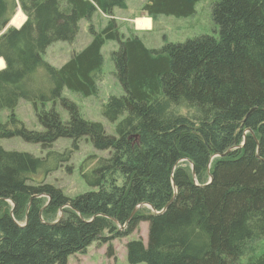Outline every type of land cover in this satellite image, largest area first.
Segmentation results:
<instances>
[{"label":"trees","instance_id":"obj_1","mask_svg":"<svg viewBox=\"0 0 264 264\" xmlns=\"http://www.w3.org/2000/svg\"><path fill=\"white\" fill-rule=\"evenodd\" d=\"M201 1L145 0L140 10L156 24L161 16L192 17ZM17 8L25 23L0 35V111L27 101L42 131L11 115L0 139L42 150L67 139L72 150L50 153L49 168L0 147V264H68L94 243L114 259L112 241L142 222L147 242L125 245L129 264H264V252L256 254L264 241V0H218L211 10L217 39L158 49L119 32L112 12L125 10L126 0H0V32ZM97 12L110 19L100 31L89 27L84 49L60 68L43 60L51 44L71 43L79 22ZM105 42L117 44L111 60L123 90L102 106V117L117 123L115 136L62 97L64 89L82 98L98 93ZM56 102L68 121L45 110ZM83 140L109 152L80 168L91 191L68 198L34 181L40 170L48 175L68 162Z\"/></svg>","mask_w":264,"mask_h":264},{"label":"rangeland","instance_id":"obj_2","mask_svg":"<svg viewBox=\"0 0 264 264\" xmlns=\"http://www.w3.org/2000/svg\"><path fill=\"white\" fill-rule=\"evenodd\" d=\"M7 1L10 2V0ZM144 1L145 0H126V5L129 7V11L126 13L123 12V15L126 16L135 11L140 12L139 9ZM216 1L218 0H202L196 5L195 14L190 18L158 17L152 34L141 36L143 41L147 46L158 49L165 43H184L186 40L202 35L211 36L217 39L218 30L215 28L211 19L212 5ZM14 15L15 20L13 19L12 26L20 27L24 23L25 17L19 8L16 9ZM19 15L21 16V23L20 19L16 22V18ZM107 22L108 21H106L104 17L97 14L93 15L90 22L87 20H81L78 24V33L75 39L71 43L62 41L54 42L46 49L42 56L43 60L52 67L60 68L67 62L72 52H79L89 44L91 41V36L89 34L90 26L93 29L100 31ZM122 23L119 24L122 31L130 34L127 26ZM146 23V20L141 19L136 22V25H138L137 27H142ZM132 25V27H135L134 24ZM7 27L10 28L11 23ZM115 50H117V44L115 42H105L102 47L101 54L103 57V69L98 81V93L95 96L82 98L81 96L65 89L62 92V97L64 99H67L78 107L79 113L83 119L101 124L105 133L110 136H115V127L117 123H109L102 117V106L109 98H120L123 95V90L114 77L111 53ZM3 67V61H0V70ZM40 75L42 78V73H40ZM51 109L59 115L63 122L68 121V114L61 107L59 102H56L55 105H45L46 111H50ZM11 115H14L27 130L42 131V127L36 119L35 110L31 103L22 100L13 111L1 110L0 124H8ZM0 147L7 152L25 153L35 158L44 159L46 160L47 167L52 168L54 163L48 158V155L50 153L63 155L66 152H70L72 150V142L67 139H59L53 144L51 149L42 150L39 145L27 143L20 138H11L0 139ZM108 156V151H96L89 141L83 140L79 143L77 151L70 153V159L68 162L62 163L57 170L48 175L45 174L44 170H40L35 176L34 181L44 182L45 184L54 186L60 189L66 197L74 198L91 191L80 177V168L84 160L88 157L107 158ZM145 209L150 211L147 207H145ZM147 229L148 224L142 222L140 223L138 230L129 237L112 241V246L115 252L114 259L106 257V245L100 246L98 243H94L87 249L84 255L78 254L70 257L68 259V264H129L126 259L125 245L128 242L137 239H142L144 244H146ZM262 252H264V241L260 243L256 254ZM243 261L245 260L242 259V262Z\"/></svg>","mask_w":264,"mask_h":264},{"label":"crops","instance_id":"obj_3","mask_svg":"<svg viewBox=\"0 0 264 264\" xmlns=\"http://www.w3.org/2000/svg\"><path fill=\"white\" fill-rule=\"evenodd\" d=\"M127 3V2H126ZM141 8V7H140ZM129 11V7H127L126 5V9L125 10H118V9H115L113 12H112V17L113 19L116 21V24L118 26V30L119 32L121 33L122 36L124 37H127L129 35L131 36H135L137 38H140L142 41V37L141 36H146V35H151L152 32L154 31V27H155V24H153L152 20L150 18L147 17L146 13L142 12L140 9L139 11L140 12H132V13H129L128 15L124 16L123 15V12H128ZM97 15H100L102 17H104L106 19V21H108L110 18L108 16H105L103 15L102 13L100 12H97L96 13ZM146 20L147 23L144 24L142 27H137L138 25H136V22L138 20ZM123 22V23H122ZM123 24L125 26H127V29L129 30L130 34H127L126 32H123L120 25L119 24ZM134 24L135 27H132ZM106 26V25H105ZM104 26V27H105ZM103 27V28H104ZM102 28V29H103ZM133 28V29H132ZM121 29V30H120ZM144 42V41H143ZM145 43V42H144ZM146 44V43H145ZM147 46V45H146ZM149 49H154L152 47H149L147 46ZM74 52H78V51H74ZM4 68V67H3ZM2 68V69H3Z\"/></svg>","mask_w":264,"mask_h":264},{"label":"water","instance_id":"obj_4","mask_svg":"<svg viewBox=\"0 0 264 264\" xmlns=\"http://www.w3.org/2000/svg\"><path fill=\"white\" fill-rule=\"evenodd\" d=\"M16 15V14H15ZM15 15L11 18V20L8 22V24H7V26L8 25H10V23H11V27H13V28H16V29H19V28H21L22 27V25L25 23V21H26V17H25V21H24V23L20 26V27H14V26H12V21H13V19H14V17H15ZM5 27L1 32H0V35H2L6 30H7V28L8 27ZM4 67H5V65H4ZM257 153H258V150H257ZM192 174L194 175V172H193V167H192ZM210 181H211V179H210ZM172 202V201H171ZM170 202V203H171ZM169 203V204H170ZM168 204V205H169ZM168 205L165 207V209L168 207ZM47 206V205H46ZM145 207H147V208H149L150 209V211L155 215V214H157L156 212H155V210L153 209V208H151L150 206H145ZM164 209V210H165ZM44 210V208L41 210V212ZM137 210V209H136ZM135 210V211H136ZM61 218H62V211H60V213H59V219L55 222V223H53V225L54 224H57L58 222H60V220H61ZM26 222H27V218H26ZM26 224V223H25ZM124 228V227H123Z\"/></svg>","mask_w":264,"mask_h":264},{"label":"bare ground","instance_id":"obj_5","mask_svg":"<svg viewBox=\"0 0 264 264\" xmlns=\"http://www.w3.org/2000/svg\"><path fill=\"white\" fill-rule=\"evenodd\" d=\"M22 17H23V16H22ZM19 19H20V23H21L22 21H21V16H20V15L16 18V22H17ZM14 20H15V19H14ZM14 25H15V24H14ZM18 25H19V24H18ZM18 25H17V26H18ZM1 61H2V60H1Z\"/></svg>","mask_w":264,"mask_h":264}]
</instances>
